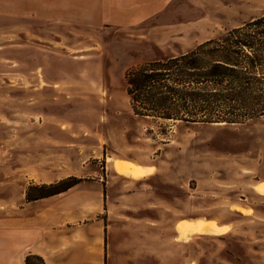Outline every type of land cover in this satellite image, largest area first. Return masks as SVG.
Wrapping results in <instances>:
<instances>
[{"label":"rangeland","instance_id":"1","mask_svg":"<svg viewBox=\"0 0 264 264\" xmlns=\"http://www.w3.org/2000/svg\"><path fill=\"white\" fill-rule=\"evenodd\" d=\"M163 2L145 30L210 15L232 30L264 15V0ZM29 5L0 0V211L11 217L31 186L76 179L38 212L53 230L99 237L102 264H264V115L232 125L136 116L126 72L184 44L161 49L115 24L64 26ZM116 161L148 172L121 175ZM249 207L261 218H245ZM183 220L219 232L181 239Z\"/></svg>","mask_w":264,"mask_h":264},{"label":"trees","instance_id":"2","mask_svg":"<svg viewBox=\"0 0 264 264\" xmlns=\"http://www.w3.org/2000/svg\"><path fill=\"white\" fill-rule=\"evenodd\" d=\"M136 116L185 124H242L264 115V15L179 56L125 74ZM78 180L31 186L26 201L66 193ZM25 264H45L28 256Z\"/></svg>","mask_w":264,"mask_h":264},{"label":"crops","instance_id":"3","mask_svg":"<svg viewBox=\"0 0 264 264\" xmlns=\"http://www.w3.org/2000/svg\"><path fill=\"white\" fill-rule=\"evenodd\" d=\"M163 1L165 0H138V3L132 7L127 4V0H29V7L37 12L42 10L46 16H52L53 19L60 20L64 26L67 24L66 26L72 28L98 29L115 24L120 28L119 33L134 36L161 49L164 47L163 42L167 41L184 44L173 54L169 53V57L185 54L199 44L215 38L224 30L220 22L214 21L215 18L211 15L200 20L171 22L145 30L144 26L139 25L140 21L157 17L166 3ZM132 17H137V26H131ZM243 24L244 21L234 24L230 29ZM226 30L228 29L224 31ZM48 204L43 203V200L28 202L25 199V203L20 205L18 211L14 210L9 218L0 211V264H25L28 256L41 257L45 264H102L100 238L88 241L83 234L77 233L76 227L72 234L64 233L60 228L53 230L45 217L47 213L38 212V207ZM248 209L254 213L243 214L245 218H261L258 211L251 207ZM219 225L227 227V232L229 227L233 231L230 223L220 222ZM86 242L90 246L88 250L85 248Z\"/></svg>","mask_w":264,"mask_h":264},{"label":"bare ground","instance_id":"4","mask_svg":"<svg viewBox=\"0 0 264 264\" xmlns=\"http://www.w3.org/2000/svg\"><path fill=\"white\" fill-rule=\"evenodd\" d=\"M114 169L117 173L131 177V178H138L142 175L147 174L148 170L140 165L133 164L128 161H116L114 163ZM256 191L259 194L264 195V186L260 184L256 187ZM177 231L180 234V238H188V235L193 233L194 231H198L199 233L207 234L213 233L216 234L219 232V226L214 222H206L202 223L198 227L195 226L193 223L188 222H180L177 225Z\"/></svg>","mask_w":264,"mask_h":264}]
</instances>
